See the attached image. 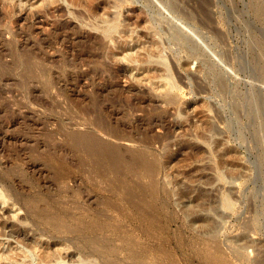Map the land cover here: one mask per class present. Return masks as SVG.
I'll list each match as a JSON object with an SVG mask.
<instances>
[{
  "label": "rangeland",
  "instance_id": "1",
  "mask_svg": "<svg viewBox=\"0 0 264 264\" xmlns=\"http://www.w3.org/2000/svg\"><path fill=\"white\" fill-rule=\"evenodd\" d=\"M261 58L264 0H0V264H264Z\"/></svg>",
  "mask_w": 264,
  "mask_h": 264
},
{
  "label": "bare ground",
  "instance_id": "2",
  "mask_svg": "<svg viewBox=\"0 0 264 264\" xmlns=\"http://www.w3.org/2000/svg\"><path fill=\"white\" fill-rule=\"evenodd\" d=\"M171 3V2H170ZM174 5V4H173ZM167 6V5H166ZM169 6H171V5H169ZM178 6V5H177ZM177 6H175L174 5V7H172L173 8V10H174V12H178V14H180V15H182L183 17H185L186 19H189V17H190V15L189 14H186V13H184V11H181L180 9V7L178 8ZM114 15H117V14H114ZM98 16V15H97ZM133 17V16H132ZM100 18V17H99ZM101 18H102V16H101ZM119 17H117V16H114L113 17V19H115V20H117ZM106 20H107V18H105ZM138 19V18H137ZM111 20V19H110ZM133 20V19H132ZM135 20V19H134ZM104 21V20H103ZM109 21V20H108ZM112 21V20H111ZM135 24L137 23V21H133ZM105 23V22H104ZM106 24V23H105ZM120 24V23H119ZM118 24V25H119ZM116 25V24H115ZM158 25V24H157ZM124 26V25H123ZM122 26V27H123ZM204 26H205V28H206V24H204ZM114 27V26H113ZM154 27V26H153ZM109 28V27H108ZM116 28V27H115ZM119 28V27H118ZM152 28V27H151ZM110 29V28H109ZM112 29L113 28H111V31H112ZM128 29H129V27H128ZM128 29H126V26L124 27V29H122V31H121V33L122 34H124V36H127L128 38H130L131 40L130 41H128L129 43L130 42H133V37L130 35V32H129V30ZM153 29V28H152ZM115 30V29H114ZM119 31H120V29H118ZM154 30H156V28L154 29ZM172 30V29H171ZM118 31V32H119ZM158 31V30H157ZM157 31L156 32H154V34H157ZM176 31V30H175ZM104 32H106V31H104ZM120 33V34H121ZM109 34V33H108ZM121 34V35H122ZM133 34V33H132ZM159 34V36H161L160 35V32L158 33ZM171 34H173V32L171 33ZM105 35H106V33H105ZM114 35V34H113ZM174 36H175V34H173ZM172 35V36H173ZM106 36H108V35H106ZM171 36V35H170ZM181 36V35H180ZM112 37V36H111ZM177 37V36H176ZM106 38V37H105ZM155 38V37H154ZM151 39V44H152V46L156 49V50H159L160 49V45H161V43L158 41V40H155V39ZM112 39V38H111ZM110 39V40H111ZM136 39V38H135ZM179 40V39H178ZM182 40V39H181ZM181 40H179V41H181ZM118 41H120L121 42V40H118ZM120 42H118L119 44H120ZM173 42V41H172ZM122 43V42H121ZM124 43V42H123ZM128 43V44H129ZM174 43V42H173ZM183 43V42H182ZM187 43V42H186ZM127 44V45H128ZM126 45V44H125ZM150 45V44H149ZM95 46H97V47H100L101 45L100 44H95ZM129 46H130V44H129ZM186 46V45H185ZM120 47H121V45H120ZM183 47V46H182ZM188 47V46H187ZM123 48V47H122ZM189 48H191V46L189 47ZM133 49V48H132ZM131 47H130V52L129 53H127L126 55H124V57L126 56L127 58H132V55H133V53L131 52ZM193 49V48H192ZM128 50V49H127ZM127 50H124V51H127ZM160 51V50H159ZM192 53H193V51H192ZM98 55V54H97ZM99 55H100V53H99ZM227 57V56H226ZM225 58V57H224ZM262 58H263V54H262ZM262 58L260 59V61L259 60H257V61H250L251 62V65L249 64L248 66L251 68L248 72L250 73V76L249 77H251L253 80H258V81H261V82H263L264 83V62L262 61ZM227 60H228V58H227ZM226 60V61H227ZM264 60V59H263ZM247 66V65H246ZM247 69H249V68H247ZM237 71H239V70H237ZM247 71V70H246ZM120 73L121 75H125L126 74V71H125V67L124 66H122L118 71H117V73ZM245 72V71H244ZM247 72V73H248ZM215 75V74H214ZM221 76V75H220ZM248 76V75H247ZM142 78V77H141ZM140 78V79H141ZM217 85H219V89H220V91H225L226 90V86H225V82H224V80L222 79V78H218L217 79ZM228 90V89H227ZM254 91V90H253ZM256 93V92H255ZM262 93V92H261ZM251 94V93H250ZM253 94H254V92H253ZM256 95V94H255ZM254 95V96H255ZM234 96V95H233ZM253 96V95H252ZM257 96H258V93H257ZM260 97H258L259 99H257V97H256V99H254V101L255 100H258V101H255L256 102V105H255V102L254 101H252V99H251V97H250V101H252V103L254 102V105L257 107H260V109H259V111L257 110V112H261V110L262 109H264V94H263V96H262V94L261 95H259ZM255 98V97H254ZM152 100V99H151ZM247 101V100H246ZM249 101V102H250ZM151 102H155V100L154 101H151ZM248 104V103H247ZM251 104V103H250ZM260 104V105H259ZM253 104H251V105H249V106H252ZM248 106V105H247ZM248 106V107H249ZM254 106V107H255ZM253 107V106H252ZM251 107V108H252ZM245 109V108H244ZM235 110H240V106L238 105V104H236V109ZM252 110V109H251ZM247 111V110H246ZM250 111V110H249ZM253 111V110H252ZM264 111V110H263ZM263 111L261 112L262 114L261 115H263ZM256 112V110H255V113H257ZM254 114V113H253ZM252 114V115H253ZM248 115V114H247ZM252 115H248V116H250L251 118L250 119H253V118H255L256 117V115H255V117L254 116H252ZM241 117V116H240ZM253 117V118H252ZM258 117V116H257ZM262 118H263V116H262ZM255 120V119H254ZM262 122H263V120H262ZM251 124V123H250ZM255 124H256V121H255ZM257 125V124H256ZM259 125H264L263 123L262 124H259ZM258 125V129H259V127L261 128V126H259ZM253 126V125H252ZM155 127H160L161 129H163L164 131L163 132H165V134H169V129H170V127H169V123H168V118L166 117V116H164V117H153L152 119H149L148 120V128H149V132H152L153 130H154V128ZM263 129V128H262ZM261 129V130H262ZM256 130V129H255ZM112 131V132H111ZM257 131V130H256ZM262 132H264V129L262 130ZM256 133V132H255ZM105 134H108V136H112L113 138H115L116 140H131L132 138H129L127 135H119V134H115L114 132H113V130H108V129H106L105 130ZM158 139H159V136H156V135H153L152 136V140L153 141H158ZM78 140L81 142V143H90V145L88 146L89 148H90V150H92V151H94V152H96L97 154H100V155H102L104 158H106L107 160H109V161H115V160H117L118 158H119V154H118V152H119V150H118V146L117 145H115V144H112L111 142H109V141H106V140H104V139H102V138H100L99 136H94V137H90L89 138V141L88 142H85V136H81V135H79L78 136ZM263 147V146H262ZM232 171V170H231ZM232 174H234L233 173V171H232ZM1 199H4L3 197H2V194H1V191H0V201H2ZM58 252V251H57ZM35 254V253H34ZM59 254V253H58ZM60 256V255H59ZM58 256V257H59ZM42 257V256H41ZM41 259V258H40ZM43 259V258H42ZM60 259V258H59ZM55 264H66L64 261H59V262H56ZM82 264H86V263H82Z\"/></svg>",
  "mask_w": 264,
  "mask_h": 264
},
{
  "label": "water",
  "instance_id": "3",
  "mask_svg": "<svg viewBox=\"0 0 264 264\" xmlns=\"http://www.w3.org/2000/svg\"><path fill=\"white\" fill-rule=\"evenodd\" d=\"M224 205H225V207L228 208V209L231 208L229 202H228L225 198H224Z\"/></svg>",
  "mask_w": 264,
  "mask_h": 264
}]
</instances>
